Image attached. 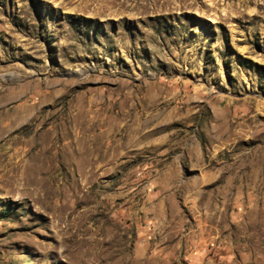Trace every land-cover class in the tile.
Returning a JSON list of instances; mask_svg holds the SVG:
<instances>
[{
	"label": "rangeland",
	"instance_id": "374dc122",
	"mask_svg": "<svg viewBox=\"0 0 264 264\" xmlns=\"http://www.w3.org/2000/svg\"><path fill=\"white\" fill-rule=\"evenodd\" d=\"M0 264H264V0H0Z\"/></svg>",
	"mask_w": 264,
	"mask_h": 264
}]
</instances>
